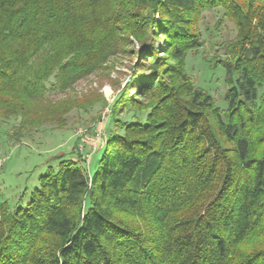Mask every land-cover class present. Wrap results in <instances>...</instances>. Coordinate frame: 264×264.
Returning <instances> with one entry per match:
<instances>
[{
	"label": "trees",
	"instance_id": "trees-1",
	"mask_svg": "<svg viewBox=\"0 0 264 264\" xmlns=\"http://www.w3.org/2000/svg\"><path fill=\"white\" fill-rule=\"evenodd\" d=\"M214 10L223 109L187 72ZM125 54L94 172L75 140L24 207L0 198V264H264V0H0V142L93 107L51 93Z\"/></svg>",
	"mask_w": 264,
	"mask_h": 264
},
{
	"label": "rangeland",
	"instance_id": "rangeland-1",
	"mask_svg": "<svg viewBox=\"0 0 264 264\" xmlns=\"http://www.w3.org/2000/svg\"><path fill=\"white\" fill-rule=\"evenodd\" d=\"M220 17V10L208 11L204 14L201 30L206 42L197 54L188 56L187 72L195 85L205 89L223 109L225 108V103L222 101L225 90L224 72L221 68L215 71L210 70L205 59L211 58L216 53L215 50L220 43L233 39L235 29L232 24L224 21L211 39H207L203 31L205 27H213ZM133 45L134 50H138V44L135 41ZM155 46L159 48L161 43L157 42ZM136 60L129 54L119 56L110 61L103 70L78 81L66 95L51 93L52 100L70 97L81 105L89 104L92 100L97 101L87 111L70 109L64 117L63 126L58 127L53 124L43 126L33 133L31 138L23 139V142L19 144L12 141L0 142V198L7 201L10 210L26 205L31 191L38 185L39 177L46 174L49 167L54 170L57 168L56 157L66 153L75 140L80 154L85 159L88 174L91 175L94 172L104 141L109 131L115 130L111 119V104L118 90L134 78L132 64ZM130 116L131 114L121 113L120 118L128 119ZM14 124L15 122L10 119L8 122H0V128L11 134V126ZM93 126L103 131V143H100L101 146L97 147L86 161L90 138L95 136ZM78 130H86V132L78 137ZM116 132L121 133V130L117 129ZM0 140H2L1 136Z\"/></svg>",
	"mask_w": 264,
	"mask_h": 264
},
{
	"label": "built area",
	"instance_id": "built-area-1",
	"mask_svg": "<svg viewBox=\"0 0 264 264\" xmlns=\"http://www.w3.org/2000/svg\"><path fill=\"white\" fill-rule=\"evenodd\" d=\"M85 132H86V130L85 131L84 130H78V133H77L78 137L83 136L85 134ZM93 132L95 133V136L90 138V143L88 146L89 153H88V156H86V161H88V159L91 157V155H93V153L97 150V147L101 146V144L103 143V140H102L103 131L94 127Z\"/></svg>",
	"mask_w": 264,
	"mask_h": 264
}]
</instances>
